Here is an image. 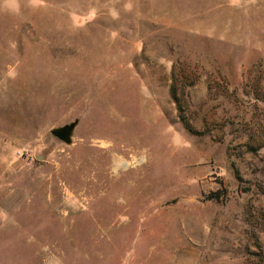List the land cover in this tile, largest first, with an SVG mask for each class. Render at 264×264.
Segmentation results:
<instances>
[{"label":"rangeland","instance_id":"1","mask_svg":"<svg viewBox=\"0 0 264 264\" xmlns=\"http://www.w3.org/2000/svg\"><path fill=\"white\" fill-rule=\"evenodd\" d=\"M0 264H264V0H0Z\"/></svg>","mask_w":264,"mask_h":264},{"label":"water","instance_id":"2","mask_svg":"<svg viewBox=\"0 0 264 264\" xmlns=\"http://www.w3.org/2000/svg\"><path fill=\"white\" fill-rule=\"evenodd\" d=\"M76 126V122L53 129L50 134L58 141L68 145L71 142V135Z\"/></svg>","mask_w":264,"mask_h":264}]
</instances>
